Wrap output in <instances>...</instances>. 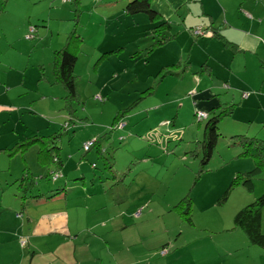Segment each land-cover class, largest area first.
Wrapping results in <instances>:
<instances>
[{
  "label": "rangeland",
  "instance_id": "374dc122",
  "mask_svg": "<svg viewBox=\"0 0 264 264\" xmlns=\"http://www.w3.org/2000/svg\"><path fill=\"white\" fill-rule=\"evenodd\" d=\"M88 1V10L81 9L79 17L75 18L73 5L62 0L55 2L58 10H49L46 0H0V45L9 49V52L0 50V62L11 61L12 68L19 72L26 69L24 87L18 84L9 94L15 106L37 112L34 117L38 121L45 120L43 133L45 128L50 131L52 127L62 133L60 158L65 170L59 180L43 178L47 172L36 163V147L25 153L26 166L36 179L32 194L62 190L60 204L52 202L50 205L58 204L67 213L77 214L78 209V220L86 214L91 217L89 221L93 217L107 220L109 226L105 231L108 234L95 239L82 233L75 242L54 247L49 244L65 241L49 237L37 243L40 244L38 249L30 251L29 246L40 240H30V245L27 243L21 247L20 234H16V240L0 246V264L2 261L4 264H72L82 260L85 264H264L261 256L264 251L251 246L244 233L233 225L239 210L264 194V172L254 175L249 184L245 182L250 177L243 174L252 175L254 165L251 159L238 157L236 151L240 152L239 149L232 146L229 135L224 136L223 132L228 134L232 130L228 119L224 122L225 131L219 125L221 136L213 158L206 166H201L202 152L196 140L200 133L199 140H202L204 121L197 124L194 120V108H190L194 93L184 97L178 93L185 89V83L181 84L177 78L182 75L184 67L161 66L155 59L148 63L156 45L154 42L160 38H150L153 30L150 25L133 23L140 22L142 17L133 20L116 7L103 14L92 0ZM203 5L213 16L211 19L207 17L209 24L262 25L258 28L264 34V0H246L241 4L239 0H204ZM95 13L107 20L100 19ZM23 21L38 27L34 39H25L27 33L21 30V25H26ZM75 24L77 36L81 38L74 68L78 98L74 101V110L69 113L63 99L64 91L58 85L50 84L53 81V53L64 46L65 43L60 45V41H65ZM176 24L171 26L172 31L176 32L178 28L179 32L182 26ZM6 34L17 39L10 48V43H4ZM180 55L177 53V61ZM239 65L240 62L236 68ZM3 70L1 67L0 71ZM39 71L43 74L42 80H39ZM149 88L153 94L147 96L145 91ZM55 89L57 98L53 95ZM18 93L24 95L16 96ZM43 95H51L50 100ZM140 97L144 99L128 111L124 120L126 127L114 130L104 141L106 153L100 156L94 148L89 152L95 155L94 169L82 150L84 139L98 134L97 139L101 130L105 132L110 128L118 111L128 108ZM173 97H180L174 111L169 112L166 107L165 111L153 114L160 118L164 113L167 118L161 123H172L173 120V126L159 127L157 124L153 129L147 128L146 114L153 110L151 107ZM179 110L184 115L177 119L174 116ZM46 116L51 117L45 119ZM65 126L68 127L66 132ZM183 132L184 137L181 136ZM150 133L160 137L165 135L169 140L161 144L153 138L152 142L148 138ZM179 136L182 139L179 140ZM83 158H86L85 162ZM105 163L111 164L107 165L111 171L105 170ZM15 164L9 178L7 163L2 164L0 160V225L18 231L21 221L16 213L20 209V196L17 184L10 183L21 175L23 168ZM81 166L85 168V178L95 180L94 185L86 181L84 187L82 180L72 181L78 178L76 172ZM90 168L92 173H89ZM38 170L43 174L39 175ZM201 170L204 171L200 173ZM236 178L238 181L232 186L227 200L219 202L221 194ZM184 198L189 201L190 222L182 211L185 204L177 208ZM14 203L18 211L10 209L14 206L8 207ZM7 207L8 210L2 212ZM135 214H138L137 218H134ZM86 220L88 223V218ZM28 231L25 236L29 238ZM12 238L0 234L1 241L10 242ZM163 249L166 250L164 254L161 253ZM32 252L35 255L31 258Z\"/></svg>",
  "mask_w": 264,
  "mask_h": 264
},
{
  "label": "crops",
  "instance_id": "0c3cea01",
  "mask_svg": "<svg viewBox=\"0 0 264 264\" xmlns=\"http://www.w3.org/2000/svg\"><path fill=\"white\" fill-rule=\"evenodd\" d=\"M56 1L58 0H46L49 10L52 8L59 9V7L56 6L58 4H55ZM92 1L94 2L93 5H95V7L99 8L103 14H106L107 11H112L110 9H113L114 7L120 9L121 13L126 3L131 0ZM203 1L204 0H151L152 8L164 21L169 23L168 31L175 34L173 35L171 33L174 38L150 55L148 63H150L152 59H155L156 64L159 63L161 66L169 67L177 65L180 68L184 67L182 75H177V78H180L181 84L185 83V89L178 93H181V96L183 97L191 96L190 93H194L191 98L193 101L192 107H190L191 110L194 108V110L197 109L206 112L215 110V112H218L220 107H229L233 105L230 116L224 118V120L220 122L221 125L219 124L221 130L225 131V119L229 120L228 126L229 129L232 130H230L228 134L223 132L224 136L229 135V137H231L233 135L242 134L249 137L254 136L264 141V34L261 33V30L258 28L262 25H231L230 22H221L223 25H213L214 22L209 24L207 17L211 19L213 16L210 11L205 9ZM239 1L240 4L246 2ZM89 2L90 1L88 0H79L80 8L88 10L90 6ZM213 3L214 1H212V4ZM64 5L65 4H63L62 7ZM95 15L102 20H107L106 18H102L103 15L100 16L97 13H95ZM246 15L247 17H251L250 14L246 13ZM174 17H176V20L172 21ZM135 19H138V17L133 18V20ZM139 20L140 22L137 20L136 22L133 21V23H136V25L139 23L149 25L145 22L143 17ZM23 22L26 25H21V30L26 34L31 24L26 21ZM174 23L182 26V29L179 30V32L177 31L178 28L175 29L176 32L172 31L171 26ZM196 27H200L203 30V35L194 38L190 31ZM36 28L38 27L36 26ZM182 30L184 33H181ZM2 32L5 33L4 30H2ZM178 36H181L180 39ZM16 40L17 39L6 34L4 43H10V48L11 45H14ZM183 40H185V42L188 40L189 44H185ZM61 42L65 43L64 39L60 41V45H62ZM0 50H8L9 52L7 47H2L1 45ZM177 53L181 54L178 61L176 58ZM183 57L185 61L182 62ZM238 62H240V65L236 68ZM10 65L11 61L2 60V62H0V68L4 67V70L0 71V160L2 161V164L7 163L8 168L6 171L10 174L9 178L12 177L11 168L14 163H16L15 166L18 164L20 169L23 168L21 175L13 178L11 180L12 183H10L17 184V189L19 191L20 209L19 213H16V216L21 221V229L18 231L16 229L10 230L2 228L1 224L0 234H8L9 237L12 236L13 238L10 242L8 240H0V246L9 244L14 239L16 240V234H20L19 238L26 237L28 244L30 243V240H40L39 242H34L32 246L29 244V251L31 249H38L40 244L37 243H41V241H45V239L49 237L58 239L62 238L63 241H65L61 244L58 242L54 244L51 243L49 244L51 247L63 244L69 245L72 242H75L82 233L89 238L92 237L99 239L101 237L100 235L108 234V231H105L107 225L109 226L108 221L101 219L100 217H93L92 221H89V218L91 217L87 214L84 215L83 219L78 220V209L76 211L77 214H74L72 212L67 213V210L58 207V204H60L59 201H61V194L51 202H45L47 192L39 193V195L45 196L38 199L33 198V196H37L38 194H31L32 197L27 199L23 198L25 197V194L22 192V189L19 188L20 181L25 173H28L31 176L33 174L26 166L27 160H25V153L33 147L38 149V146L33 145L29 147V149L23 154L13 153L9 155L7 150L12 148L16 143L35 134L48 136L55 132L53 129L56 127L50 128V131L48 128H45V132L43 133L42 125L45 124V120L38 121L37 118L34 117L37 115V112L30 108L20 109V107L15 106L12 99H9L11 90L17 88L18 84L20 87H24V77L26 74V69L19 72L14 70L12 65ZM27 70H29V68H27ZM39 72V80L44 79L43 74L41 75V71ZM185 78H187V80ZM11 79H13L14 82H12ZM39 80L38 82H40ZM50 85L56 86L53 82ZM54 94L57 98V89H55L53 95ZM18 95L20 96L24 94L18 93L16 96ZM51 95H43L42 97L49 98L50 100ZM179 99L180 97H173L171 100H166L163 104L161 103L151 107L153 110L146 114V117L149 120L147 128L153 129V127L160 124L162 120H166L167 117L164 113H161L162 115L160 118L158 115L153 114L156 112L159 113L161 110L165 111L166 107H169V110L167 111H174L176 102ZM185 101L188 106H191L189 98H186ZM164 104H166V106L161 107ZM181 106L182 105L180 104L179 109ZM151 108L149 107L148 109L150 110ZM183 115L182 111L179 110L176 111L174 117L179 119ZM50 117L51 116H46L45 119H49ZM101 131L102 134L104 129ZM97 135L98 134L91 138L84 139L83 143L95 138ZM200 136L201 135L198 134V137ZM103 143L104 140L100 143L101 149L104 148ZM37 152L38 151L36 150V155ZM236 152L239 154L238 151ZM91 153H84V155H88L86 157L87 161L93 165L95 164L93 162L95 161V155H92ZM19 158L21 159V162L19 161ZM86 158H83V162L86 161ZM84 169V166H81L76 172L78 178H75L72 181L75 182L82 180L84 182L82 183L84 187L87 186V183H85L86 181L89 182V185H94L95 180L92 177L89 181L85 178ZM64 170L65 167H62L63 174ZM90 172L92 173L91 168L89 173ZM38 173L39 175L43 174L40 170H38ZM5 179L8 181L7 178ZM1 184L2 182H0V187ZM1 201L2 200H0V203ZM52 202H58V204L50 205ZM14 205L15 203L8 207L10 208ZM8 207L2 209V212L6 209L8 210ZM16 207L17 205L10 209L16 211ZM22 209L23 212L26 211L27 213L23 214ZM20 213L22 214L21 216L19 215ZM86 218H88V223ZM24 219H26V221H24ZM70 221H72V224ZM122 223L120 225H122ZM1 229H3V231H1ZM26 230L30 231L29 238L25 236ZM49 242L51 241L49 240ZM34 255L35 252H32L31 258L34 257ZM261 256L264 257V254ZM83 261L84 260L77 261L78 263L74 262L72 264H85ZM2 264H4V261H2Z\"/></svg>",
  "mask_w": 264,
  "mask_h": 264
},
{
  "label": "trees",
  "instance_id": "16d2710c",
  "mask_svg": "<svg viewBox=\"0 0 264 264\" xmlns=\"http://www.w3.org/2000/svg\"><path fill=\"white\" fill-rule=\"evenodd\" d=\"M98 1V0H96ZM242 2L246 0H241ZM259 1V0H254ZM73 5L74 10V16L79 17V14L81 12L79 0H68ZM123 12L127 17L136 18V17H143L145 19V22H147L153 30L151 31L152 37L151 39H157L160 38V40H155L153 46L152 52L163 46L169 39L173 37V35L168 31V25L169 23L167 21H164L160 15L152 8L151 6V0H131L128 1L123 8ZM74 18V19H75ZM30 28L34 29L33 35L30 37V32L28 31L25 39L32 40L35 37V34L37 33L36 25L29 26ZM77 24H75L72 27V30L67 34L65 44L62 46L61 49L56 50L53 53L52 58V73H53V84L59 85L64 93V100L66 102V109L69 113L73 111L74 109L73 104L74 101H77L78 98V90H77V78L74 75V68L77 62V55L79 52V44L81 42V38L77 36ZM194 29V28H193ZM193 29L190 31L193 35ZM203 31V30H202ZM194 36V35H193ZM195 37V36H194ZM199 37V36H196ZM170 74V72H168ZM183 73V72H182ZM145 92H147V96H150L153 94L151 93V88L147 89ZM142 92L141 94H143ZM144 98L140 97L135 100V102L129 106L126 109H123L121 111H118L113 119V123L110 126L107 131L103 132L98 138H93L82 145V150L85 154L89 153L93 148L96 149L97 153L101 156L103 153H106V149H101L100 143L102 140L106 141L110 138L111 133L116 130H121L124 127H126V123L124 124V120L126 119V116H128V111L135 107V105ZM233 109V105L229 107H220L218 112H215V110H210L208 112L206 111H200V110H194V120L197 124H200L204 121L203 125V131H202V140H199V137L196 140V143L198 145L199 150L202 152V159H201V166H206L209 161L213 158L214 150L220 140V131H219V124L224 118L227 116H230V113ZM198 112H205L206 118L198 120L197 119V113ZM70 121V120H68ZM174 121L172 120V123H169L166 121V123H160L159 127L173 126ZM69 125V122H68ZM64 129V128H63ZM68 130V127L65 126V132ZM185 133H181V136L184 137ZM176 135V134H175ZM174 135V136H175ZM201 135V133H200ZM61 136L62 133L55 131L54 133L43 136L39 134H35L31 137H27L21 142L16 143L12 148L7 150V153L13 154V153H25L29 147L33 145H37V155H36V162L37 164L44 168L47 172L46 176H44V179H51L53 181L59 180L62 175V167L64 165L62 159L60 158V150H61ZM179 136V140L182 139ZM176 137V136H175ZM201 137V136H200ZM148 138L150 141L153 140V138L158 139L161 144L164 142H167L168 137L164 135V137H160V135H154V134H148ZM119 141H121L123 138L121 136L118 138ZM201 139V138H200ZM155 140V139H154ZM153 140V141H154ZM229 140L233 143L232 146H236L240 152L238 154V157L245 158V159H251L254 165V168L252 170L251 174H243L244 176H248L250 178H247V181H245L247 184L253 180L255 176H258L264 172V141L261 139H258L254 136L249 137L246 135H233L229 138ZM152 141V142H153ZM88 142H93L92 146L88 148V150L84 149V145ZM105 170L111 171L110 168L107 165H111L110 163L103 164ZM95 169L96 164L92 165ZM27 171V169H26ZM204 170H201L200 173H202ZM28 172V171H27ZM242 175V176H243ZM255 175V176H254ZM254 176V177H253ZM36 179H34L30 174L25 173L20 181L19 188L22 189V192L25 194L24 199L32 197V191L35 185ZM238 181V178H236L230 185V187L221 194V198L218 199L219 202L226 201L230 190L232 189V186ZM252 186V185H251ZM62 190H49L47 192V197L45 198V202H51L53 199L57 198V196H60ZM45 195H37L33 196V198H41ZM182 204L184 205V215L186 216L187 221L190 222V205L189 201H186V198L182 199L179 203L178 209L181 208ZM25 207V206H24ZM264 209V194L256 198L253 202L239 210V212L235 215L233 220V225L235 228L240 229L245 237L248 243L251 246H255L261 250L264 251V233L262 232V210ZM23 212V209H22ZM22 215L21 213L19 214ZM138 214L134 215V218H137ZM21 240H25V245H21ZM20 246L25 247L27 245V238L26 237H20L19 239ZM166 250L163 249L161 253H165Z\"/></svg>",
  "mask_w": 264,
  "mask_h": 264
},
{
  "label": "built area",
  "instance_id": "2783aa9c",
  "mask_svg": "<svg viewBox=\"0 0 264 264\" xmlns=\"http://www.w3.org/2000/svg\"><path fill=\"white\" fill-rule=\"evenodd\" d=\"M62 2H63V3H66V2H68V0H62ZM29 32H30V37H31V35H33V33H34L35 31H34L33 28H30ZM193 35H194L195 37H196V36H202V35H203V31H202V29H201L200 27H196V28H194V29H193ZM244 96H246V95H244ZM204 118H206V113H205V112H198V113H197V119H198V120H201V119H204ZM92 144H93V142H88V143H86V144L84 145V149H85V150H88V148H89L90 146H92ZM25 243H26L25 240H21V245H22V246H24Z\"/></svg>",
  "mask_w": 264,
  "mask_h": 264
}]
</instances>
